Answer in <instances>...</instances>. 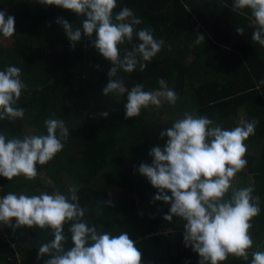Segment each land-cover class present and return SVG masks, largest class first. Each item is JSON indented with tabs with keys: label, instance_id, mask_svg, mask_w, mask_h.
Listing matches in <instances>:
<instances>
[{
	"label": "trees",
	"instance_id": "obj_1",
	"mask_svg": "<svg viewBox=\"0 0 264 264\" xmlns=\"http://www.w3.org/2000/svg\"><path fill=\"white\" fill-rule=\"evenodd\" d=\"M123 7L142 19L137 29H153L154 38L163 39L165 44L144 71L139 66L132 73L121 69L114 79H122L128 90L140 83L145 91H154L159 88L157 80L163 78L178 94L174 105L164 100L161 107L149 105L139 116L127 119V92L117 98L115 93L101 95L111 63L86 37L70 47L63 28L55 22L61 17L75 29L85 17L37 0H0V11L7 12L5 18L15 17L12 41L2 44L7 37L0 33V71L9 65L19 67L20 78L27 84L15 105L25 110L23 118L0 120V133L7 138L44 135V121L49 118L63 119L69 130L63 150L48 163L36 165L35 179L21 175L7 180L0 176V197L9 192L31 196L58 191L67 195L70 185H79V204L85 209L82 219L98 232H126L141 252V264H198V254L183 242L185 221L176 216L171 222L163 219L170 203L152 202L158 190L137 169L141 163H152L149 151L163 147L167 139H161L159 133L183 118L185 112L207 116L222 128L232 129L237 127L238 112L242 111L259 123L255 140L250 135L244 141L247 164L235 177L251 175L253 196L260 198L261 211L252 218L249 234L256 236L257 251H261L264 84L259 81L264 80V48L251 40L254 29L248 26L250 10H242L245 15L233 12L232 0H117L113 14ZM237 27H244L243 36L237 34ZM198 35H204L203 42H198ZM119 47L123 56L124 49L131 46ZM104 112L109 113L107 118L102 117ZM113 181L134 199L114 203L108 193ZM70 225H64L66 249L72 247ZM22 234L29 237L27 244H21ZM53 238L49 228L22 226L13 230L0 223V264H44L49 257L38 260V248ZM248 251L251 259L253 250ZM221 264L248 262L229 255Z\"/></svg>",
	"mask_w": 264,
	"mask_h": 264
},
{
	"label": "clouds",
	"instance_id": "obj_2",
	"mask_svg": "<svg viewBox=\"0 0 264 264\" xmlns=\"http://www.w3.org/2000/svg\"><path fill=\"white\" fill-rule=\"evenodd\" d=\"M37 3L54 5L85 17L81 27L75 29L61 17L55 22L66 33L70 47L86 37L111 63L109 80L101 95L127 92L126 119L139 116L141 109L149 105L161 107V98L169 104L176 103L178 94L163 78L157 80L159 88L154 91H145L140 83L128 90L122 79H114L121 69L132 73L139 66L144 71L165 44L163 39L154 38L153 29L136 28L142 19L130 8L123 7L114 15L117 0H37ZM244 9L251 13L248 26L254 29L252 42L264 48V0H232L233 12L245 15ZM5 17L6 12L0 11V33L12 41L15 17ZM236 32L243 36L245 29L237 27ZM204 39V35H198V42ZM137 40L138 43L134 42ZM125 44L131 47L125 48L121 56L119 46ZM20 77L21 69L16 66L9 65L0 71V120L13 121L24 116L25 110L15 106L27 88ZM259 84H264V80ZM108 115L104 112L102 117ZM44 126V135L7 138L0 133V176L12 180L23 175L33 180L37 176L36 165L48 163L63 150L69 136L64 120L49 118ZM255 127V122H245L242 126L224 129L207 116L185 112L183 118L159 133L161 139H167L163 147L156 146L149 151L152 163H141L137 169L158 190L152 202L170 203L163 219L171 222L176 216L185 221L183 242L198 254V264H221L229 255L242 258L248 264H264V251L254 249L255 241L249 234L252 218L261 211L259 196H253L254 187L233 190L226 198L232 179L247 164L244 141L255 134ZM79 187L70 185L67 195L58 191L31 196L9 192L0 197V223L13 230L22 226L51 229L54 238L38 248V260L49 257L44 264H141V252L126 232L119 235L98 232L82 219L85 209L79 204ZM69 222L72 247L66 249L68 238L64 225ZM249 249L253 250L251 259Z\"/></svg>",
	"mask_w": 264,
	"mask_h": 264
},
{
	"label": "rangeland",
	"instance_id": "obj_3",
	"mask_svg": "<svg viewBox=\"0 0 264 264\" xmlns=\"http://www.w3.org/2000/svg\"><path fill=\"white\" fill-rule=\"evenodd\" d=\"M1 11H5L6 10H3L1 9ZM7 13V12H6ZM183 40H184V37L182 36L181 37ZM7 41V40H6ZM6 41H3V43L5 44ZM184 48H186V44L182 43ZM193 46V45H192ZM191 59V56L189 57V60ZM116 98L119 96L118 94H115ZM162 99V102H164L163 98ZM239 119L238 121L236 122V125H241V123H239ZM29 130H27L26 132L28 133ZM253 184V179H252V176L249 175V176H246L245 178H237V177H234L232 179V182H231V188L230 190H236V189H239V188H244V187H248V186H251ZM108 193H109V196H110V199L114 202V203H117L121 200H126V201H121L123 203H128L130 201L131 198L134 199V196H129V194L125 193L122 191V188L121 186L117 183V182H112L110 185H109V188H108ZM141 210V209H140ZM139 210V212H140ZM29 242V237L26 235V234H22V242L21 244L24 245V244H27ZM17 261H19V258H17Z\"/></svg>",
	"mask_w": 264,
	"mask_h": 264
},
{
	"label": "crops",
	"instance_id": "obj_4",
	"mask_svg": "<svg viewBox=\"0 0 264 264\" xmlns=\"http://www.w3.org/2000/svg\"><path fill=\"white\" fill-rule=\"evenodd\" d=\"M2 44H3V40H2ZM238 119L240 121L239 123H241L242 125L245 122H255V125L259 123L257 119L250 118V117L246 116L245 113H243L242 111H239L238 112ZM238 126H241V125H238ZM253 136H254V140H255V135H253ZM251 237H252L253 241H255V247H254V249L257 251L259 249V245L256 242V236L253 235ZM261 251H264V246L263 245H261Z\"/></svg>",
	"mask_w": 264,
	"mask_h": 264
}]
</instances>
